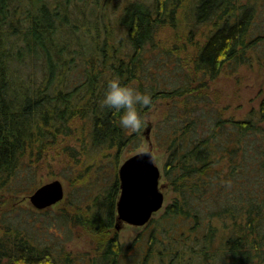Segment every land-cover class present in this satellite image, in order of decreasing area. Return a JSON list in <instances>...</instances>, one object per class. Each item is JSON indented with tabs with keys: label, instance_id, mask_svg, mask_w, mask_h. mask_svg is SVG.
<instances>
[{
	"label": "trees",
	"instance_id": "16d2710c",
	"mask_svg": "<svg viewBox=\"0 0 264 264\" xmlns=\"http://www.w3.org/2000/svg\"><path fill=\"white\" fill-rule=\"evenodd\" d=\"M183 8L188 39L199 36L192 66L176 69L159 49L162 70L150 71L147 51ZM253 60L264 65V0H0V207L16 211L11 197L32 193V163L54 151L76 167L77 188L94 189L92 202L69 198L60 211L91 238L89 252L39 236L32 211L0 222V264H264V95L235 117L212 93L216 78ZM115 74L151 93L146 117L167 109L152 143L168 153L172 198L129 244L116 228L120 178L103 185L99 158L115 155L117 169L144 126L122 129L101 106Z\"/></svg>",
	"mask_w": 264,
	"mask_h": 264
},
{
	"label": "rangeland",
	"instance_id": "374dc122",
	"mask_svg": "<svg viewBox=\"0 0 264 264\" xmlns=\"http://www.w3.org/2000/svg\"><path fill=\"white\" fill-rule=\"evenodd\" d=\"M185 13L186 9L183 8L180 15H178L179 21L176 25L172 26L168 24L159 31L160 33L156 39V47L147 51L146 64L149 65L150 71L162 70L160 67H163V65L159 64L161 62V56H158V53H162L159 49L165 50V52L168 53L170 52L173 55L175 60L174 61L172 59L173 63L180 64V66L176 69H189L192 66L195 44H198L195 40L198 39L199 36L197 35L196 38L192 40L188 39L187 33L190 30L187 20L185 19ZM253 62L254 63H250L245 66H239L234 72L227 71L221 74L212 84L213 96L215 94L218 98H221L219 106L226 107V114L228 115L231 114L235 117H247L251 110L257 109L260 106V100L264 95V92L260 93V90L264 89V65L256 60H253ZM169 67V70L175 69L174 65L173 67L172 65ZM164 110V106L161 103L159 108L153 109V111L147 115V124L142 129V145H140V148L129 146L119 154L120 159L118 162V170L115 169V155L99 158V165H103V185L108 182L110 183L111 180L114 179L115 173L118 174L119 165L125 159L129 158L131 154L150 148V143L146 138L145 130L151 125L150 132L152 140V136L155 132L154 129L156 125L160 123L164 116V112L167 109L165 111ZM153 151L156 155V163L160 166L163 175L165 166L164 163L168 157V153L164 151H156L155 145H153ZM56 152L57 151L52 152L48 159H43L39 164L35 162L32 163L33 166L37 168V172L30 173V178L25 179V181H30V179H32L33 182L29 183L30 186L28 188L32 192L38 185L40 186L43 183L53 181V179L57 178L63 182L65 187L64 198L57 203H54V205L39 209L32 202H30L29 196L31 193L23 191L15 195L10 194L13 195L11 198L17 204L16 206H18V208L16 211H11L12 208L10 207V204L6 208L4 206L0 207V222L5 215L8 217V223H13V221L23 219L22 217H28L31 215L32 211H36L37 215L40 214L38 218L44 220L42 228L39 229V236H43V238L46 237L51 242L53 241L52 243L58 242L59 245L67 243L66 245L68 247L72 248L76 253L79 252V254L89 252V250L92 249L91 238L89 236H80L78 232L73 234L70 226L65 224V220L60 211L62 207L64 208L65 203L69 201V198L74 201L80 200L85 202L86 199L91 201L89 196L93 194L94 191L92 190L94 189L88 187V185H86V187L77 188V185L80 183L72 179L74 178V172L72 173V171H74V169L76 170V167L73 168L66 166L67 158L59 157L56 155ZM95 161L96 160H94V162ZM91 179L93 180L92 177ZM91 179L89 181H91ZM29 184H26L25 187H28L27 185ZM108 185H105L104 188H107ZM164 185L165 176L163 175L160 179V187L165 194L164 206L160 208V210L156 211L151 219L159 217L165 211V206L172 198L171 186ZM147 224L136 225L133 223H123L121 229L117 231L121 242L123 241L125 244L132 242L133 238L137 236ZM75 264H78V262Z\"/></svg>",
	"mask_w": 264,
	"mask_h": 264
},
{
	"label": "water",
	"instance_id": "95a60500",
	"mask_svg": "<svg viewBox=\"0 0 264 264\" xmlns=\"http://www.w3.org/2000/svg\"><path fill=\"white\" fill-rule=\"evenodd\" d=\"M151 125L145 130L150 148L140 150L125 159L119 166L120 194L116 211V228L121 229L123 223L143 225L150 222L154 213L164 206L165 194L160 187L163 176L151 140ZM65 196L63 182L57 178L43 183L29 196L37 208L54 205Z\"/></svg>",
	"mask_w": 264,
	"mask_h": 264
},
{
	"label": "clouds",
	"instance_id": "9594fccd",
	"mask_svg": "<svg viewBox=\"0 0 264 264\" xmlns=\"http://www.w3.org/2000/svg\"><path fill=\"white\" fill-rule=\"evenodd\" d=\"M153 102L149 91H141L130 83H124L119 74L107 79V88L100 99L102 107L119 113L118 126L125 130L139 131L147 123L146 114L141 107L149 106Z\"/></svg>",
	"mask_w": 264,
	"mask_h": 264
},
{
	"label": "flooded vegetation",
	"instance_id": "af4514ba",
	"mask_svg": "<svg viewBox=\"0 0 264 264\" xmlns=\"http://www.w3.org/2000/svg\"><path fill=\"white\" fill-rule=\"evenodd\" d=\"M46 208V207H45Z\"/></svg>",
	"mask_w": 264,
	"mask_h": 264
}]
</instances>
